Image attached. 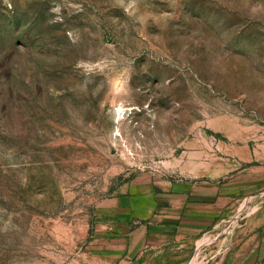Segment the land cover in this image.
I'll use <instances>...</instances> for the list:
<instances>
[{"label": "rangeland", "instance_id": "1", "mask_svg": "<svg viewBox=\"0 0 264 264\" xmlns=\"http://www.w3.org/2000/svg\"><path fill=\"white\" fill-rule=\"evenodd\" d=\"M217 144L264 207V0H0V264H204L245 220L113 259L98 207Z\"/></svg>", "mask_w": 264, "mask_h": 264}, {"label": "crops", "instance_id": "2", "mask_svg": "<svg viewBox=\"0 0 264 264\" xmlns=\"http://www.w3.org/2000/svg\"><path fill=\"white\" fill-rule=\"evenodd\" d=\"M205 152L196 155L200 170L193 176L140 172L100 203L98 243L108 258L124 259L145 245L195 238L215 229L220 217H235L245 222L234 230L226 250L203 263L260 264L264 207L256 205L248 213L241 208L252 186L246 166L252 154L245 147L229 144H217L216 149L211 146L210 155Z\"/></svg>", "mask_w": 264, "mask_h": 264}, {"label": "built area", "instance_id": "3", "mask_svg": "<svg viewBox=\"0 0 264 264\" xmlns=\"http://www.w3.org/2000/svg\"><path fill=\"white\" fill-rule=\"evenodd\" d=\"M221 253V252H220Z\"/></svg>", "mask_w": 264, "mask_h": 264}]
</instances>
